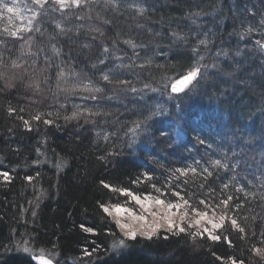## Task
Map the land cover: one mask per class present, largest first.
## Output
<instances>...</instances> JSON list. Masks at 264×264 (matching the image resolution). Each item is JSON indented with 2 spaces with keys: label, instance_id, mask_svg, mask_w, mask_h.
<instances>
[{
  "label": "trees",
  "instance_id": "obj_1",
  "mask_svg": "<svg viewBox=\"0 0 264 264\" xmlns=\"http://www.w3.org/2000/svg\"><path fill=\"white\" fill-rule=\"evenodd\" d=\"M67 3L0 0V264H264V0ZM102 181L217 215L231 196L221 239L124 237Z\"/></svg>",
  "mask_w": 264,
  "mask_h": 264
},
{
  "label": "snow or ice",
  "instance_id": "obj_2",
  "mask_svg": "<svg viewBox=\"0 0 264 264\" xmlns=\"http://www.w3.org/2000/svg\"><path fill=\"white\" fill-rule=\"evenodd\" d=\"M14 2H15V0H14ZM33 2L42 7L43 4L46 2V0H33ZM55 2L57 4H59L61 8H65L68 6L67 0H55ZM71 3L74 4L75 6L79 7L81 4V0H71ZM3 7L6 8V11L8 13H13L15 11L16 14L19 15V9L18 8L8 6L7 4H4ZM36 15H38V13H36ZM27 30L30 31L31 29L29 28ZM249 31H250V29H249ZM12 35L15 36V35H17V33H13ZM201 43L206 44L207 41H201ZM0 62H2V57H0ZM13 66H18L15 64V61H13ZM199 73H200L199 67H196L194 70L189 71L187 75H184L181 79L177 80L175 84L171 85L172 92L181 91L183 89V87H185L187 84H189L194 79H196V77L199 75ZM61 75L63 76V73H61ZM103 79L105 81H108L109 77L107 75H105L103 77ZM97 91H99V89H97ZM9 111L14 112L15 110L10 108ZM77 115H79V113H73L72 117H66L65 119H73V118H76ZM33 119L40 121L41 115L37 114L33 117ZM43 122L48 123V124L52 123L51 120H44ZM25 124L27 125L28 121H25ZM214 164L216 166H222L221 162L219 160L214 161ZM180 171H184V170H180ZM184 174L186 175L187 172L185 171ZM2 175L4 176L5 179L8 178L7 172H4ZM28 179H31V178L29 177ZM101 183L103 184L104 187L111 188L112 191H119L126 196H131L132 200H134L136 202V204L140 205L141 208H144V200H142L140 196L134 195L131 192H128L127 190H124V189L112 188L110 185L105 184L103 181ZM173 195H175L177 197L180 196V194L178 192L173 193ZM145 199H148V198L146 197ZM231 199H232V197L229 196L225 200L221 201V204L224 207H223V210L219 213V219L218 220L213 219V218H209V211H211L212 216L215 217V216H217L216 207H219V206L213 207L211 205H207L204 201H200L201 204L205 205L204 209L192 207L191 205H189V202L187 200L183 199V197H180V200L182 201V203L181 202H175V203L170 202V203L166 204L164 200L159 199V198L155 199V203L163 206L167 210L168 215L167 216H161V219L167 220L169 230L173 231L174 234L179 235L182 233H186L188 238L191 239L193 242H195L198 237L203 239L205 237V235L207 236L208 239H210L212 241H219L221 239V235L215 234L214 230L224 227L225 220L228 219L227 205ZM100 207L103 209V211L105 213H108L109 215H111V212L109 211V208L107 206L101 204ZM114 207H115V211L118 215L123 214V213H128L135 220H141V221L146 220V217L144 215H137L131 209H125L119 205H116ZM182 207L191 208V212L193 214V217L189 218L187 220L186 226H182V225H184V223H185V218L189 217V212L187 210H185L183 212V214L180 218V224L179 225L171 219V215H173L171 210L177 209V211H179ZM158 214H159L158 212L152 213V215H158ZM202 220L205 221L206 224L210 225L211 227L209 228L207 226H202L201 225ZM229 222H230V225L232 228L238 230L242 234L245 233V228L242 227L241 225H239L235 218H230ZM116 223L120 229H122V230L128 229V231L125 232L126 237H129L131 239L136 238L137 232H136V230H134L132 228V226L130 224L121 223L120 221H116ZM81 227L85 231H88V232L93 231L92 228H84V225H81ZM149 227L153 228V231H155L156 229H158L160 227V225L152 224V225H149ZM145 235L147 236L148 239H151L153 233H145ZM225 239H227V238H225ZM227 242L229 244L231 243L230 240H228ZM124 244H125V240L120 239L118 241V243L114 242L113 247L123 246ZM255 251L257 252L258 255H260L261 257H264V249L257 248V249H255ZM23 252L27 253V254H31L32 249L25 246L23 248ZM40 252H41V255H40L39 259L41 261V264H52V261L50 259H44V256H43L44 250L41 249ZM85 254L88 256L92 255L91 252H87V251H85ZM230 260H231V264H237V260L235 258H230ZM239 264H244L243 260L239 261Z\"/></svg>",
  "mask_w": 264,
  "mask_h": 264
},
{
  "label": "rangeland",
  "instance_id": "obj_3",
  "mask_svg": "<svg viewBox=\"0 0 264 264\" xmlns=\"http://www.w3.org/2000/svg\"><path fill=\"white\" fill-rule=\"evenodd\" d=\"M206 57V56H205ZM209 58H211L209 56ZM199 77H201V75H199ZM198 78V77H197ZM193 86V84L191 85ZM188 91H190L188 89ZM44 94V93H43ZM179 138H183V135L181 134V132L179 133ZM138 196V195H137ZM141 197L142 200H144V208H141L140 205L136 204V202L134 200H132L131 196H126L124 194H122V197H123V200L124 202L126 203V205H123V204H111V205H108V208H109V211L111 212V219L113 220V222L117 225L116 221H120L121 223H128L132 226V228L134 230H136L137 232V236H145V233H153V234H156L157 232L159 231H163V230H166V231H170L169 230V227H168V224H167V220L166 219H161V216H167L168 215V212L167 210L161 206V205H158L155 203V199L156 198H159V199H162L164 200L162 197H159V196H144V195H139ZM148 198V199H145V198ZM165 201V200H164ZM175 202H181V200H177V201H174L173 203ZM165 203H170V202H167L165 201ZM116 205H119L121 206L122 208H125V209H131L133 212H135L137 215H144L146 217V220L145 221H141V220H135L133 219L128 213H123V214H117L116 211H115V207ZM187 210L189 212V217H186L185 218V223L184 225L182 226H186L187 224V220L189 218H192L193 217V214L191 212V208H187V207H182L179 211H177V209H172L171 212L173 213V215H171V219L173 221H175L178 225L180 224V218L183 214V212ZM158 212L159 214L158 215H152V213H156ZM108 214V213H106ZM209 218H213V219H216L218 220L219 219V215L213 217L212 216V213L209 212ZM152 224H158L160 225V227L158 229H156L155 231H153V228L149 227V225H152ZM201 225L202 226H207V227H211L210 225H207L205 221H201ZM120 233L122 235L125 236V232L128 231V229H120L119 226L117 225ZM217 229L214 230V232L216 231ZM129 238V237H127Z\"/></svg>",
  "mask_w": 264,
  "mask_h": 264
},
{
  "label": "water",
  "instance_id": "obj_4",
  "mask_svg": "<svg viewBox=\"0 0 264 264\" xmlns=\"http://www.w3.org/2000/svg\"><path fill=\"white\" fill-rule=\"evenodd\" d=\"M182 77H183V76H182ZM182 77L177 78V80L181 79ZM177 80H176V81H177ZM176 81H175L173 84H175ZM188 85H189V84H187L185 87H183V89H185ZM183 89H182V90H183ZM182 90H181V91H182ZM171 91H172V90H171ZM181 91H179V92H181ZM174 93L178 94V92H174ZM40 255H41V254H34V255H32V256H31V260H32L33 262H35L36 264H41V261H40V259H39ZM43 256H44V259H50L47 255H43ZM50 260L52 261V264H57V263H55L52 259H50Z\"/></svg>",
  "mask_w": 264,
  "mask_h": 264
},
{
  "label": "bare ground",
  "instance_id": "obj_5",
  "mask_svg": "<svg viewBox=\"0 0 264 264\" xmlns=\"http://www.w3.org/2000/svg\"><path fill=\"white\" fill-rule=\"evenodd\" d=\"M157 97V96H156ZM156 97H152V98H150V100H154ZM1 170V169H0ZM50 258V257H49ZM51 259V258H50ZM53 260V259H52ZM54 261V260H53ZM55 262V261H54ZM55 263H57V262H55ZM58 264V263H57ZM71 264H74L73 262H71Z\"/></svg>",
  "mask_w": 264,
  "mask_h": 264
}]
</instances>
